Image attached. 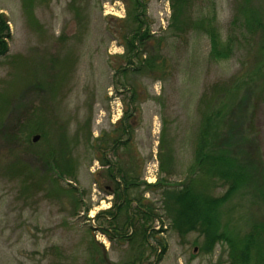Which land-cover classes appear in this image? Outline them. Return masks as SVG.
<instances>
[{
	"label": "rangeland",
	"instance_id": "obj_1",
	"mask_svg": "<svg viewBox=\"0 0 264 264\" xmlns=\"http://www.w3.org/2000/svg\"><path fill=\"white\" fill-rule=\"evenodd\" d=\"M30 1L0 0L10 35L0 57V264H230L223 244L206 253L199 233L178 235L162 189L189 179L200 103L214 87L219 96L223 86L237 89L223 99V111L232 106L223 128L230 121L245 132L252 121L264 158L258 42L244 66L240 46L230 60H213L203 32L171 28L169 0H146L141 28L150 37L136 40L138 52L129 54L126 38L137 27L132 1ZM235 2L196 0L193 16L212 17L225 36ZM132 110L128 144L114 147L124 137L118 123ZM105 159L120 167L121 187L136 184L128 190L134 200L129 216L137 219L142 204L160 216L143 247L110 230L112 242L100 230L102 223L108 227L100 213L122 205L112 194L116 184L107 179ZM148 170L157 175L151 184L159 186H147ZM210 187L215 196L225 191L215 181ZM246 192L220 210L222 225L236 236L264 222V200ZM125 220L124 214L118 226ZM159 242L167 244L161 260Z\"/></svg>",
	"mask_w": 264,
	"mask_h": 264
},
{
	"label": "trees",
	"instance_id": "obj_2",
	"mask_svg": "<svg viewBox=\"0 0 264 264\" xmlns=\"http://www.w3.org/2000/svg\"><path fill=\"white\" fill-rule=\"evenodd\" d=\"M130 1H132L133 22L137 27L135 33H132L130 38H126L128 42L124 47L129 54L135 50L138 52L136 40L146 41L150 37L149 30L141 28L144 22L142 18L147 13L146 0ZM169 1L172 9L171 28L179 34H185L188 30L203 32L210 41V56L213 60H230L235 50L240 46L246 52L242 65L244 66L252 55L253 43L258 42V56L260 57L258 68L259 73L264 75L262 71L264 64V4L255 6V0H236L234 14L229 23L227 34L224 36L212 17L203 16L198 19L193 16L196 0ZM32 9V5H30L27 12L33 14ZM8 23L6 15L0 14V57L5 56L8 52L7 39L10 36ZM258 36L259 41L257 40ZM129 62L131 61L129 60ZM145 64L147 68H153L152 64ZM131 66H127L122 71H127ZM141 68L139 67V69ZM240 79L241 77L238 76L233 80L239 82ZM212 89L209 94H205L206 97L200 103L202 120L190 177L183 185L162 189L164 208L167 214L172 217V227L181 238L191 232H197L203 237L202 249L206 253L213 252L218 244H223L227 247L230 264H264V222L252 226L245 235L236 236L228 229V226L222 225L220 216L221 208L242 191H247V195L259 196L264 200V158L255 135L254 124L251 121L247 131L242 132L240 126L229 121L228 129L225 131L223 128L225 116L227 118V115L232 112V106L223 111L225 107L223 99L227 98L230 93L237 92V89L223 86L220 96L215 95L217 90L215 87ZM222 95L223 97H221ZM219 104L220 107L215 108ZM134 115L132 110L131 114L126 116L123 124L118 123L124 137L123 140L115 139L114 147L120 143L128 144L129 139L126 140L125 137L132 132L131 123ZM102 164L106 166L107 179L116 184L112 194L116 198L122 199V205L115 212L113 208L117 205L100 213L105 216L108 223V227L102 223L100 230L112 242L114 237L110 235V230L115 231L116 236L125 243H136L139 240L140 247L149 244L150 231L153 230L150 224L159 220L160 216H152V211L142 204L144 208H137L138 217L133 220L129 214L134 200L129 197L128 190L130 186H136V184L130 183L121 187V183L117 180L122 174L120 167L108 159L102 160ZM58 173L61 175V172ZM214 181L220 183V186L225 189L220 196H215L210 192V185ZM160 184L159 182L147 186L157 187ZM124 214L126 216L124 226L119 227L118 222ZM136 225L139 227L134 230ZM126 228L132 230L131 233L121 234L123 232L121 230ZM160 232L163 230L157 231V233ZM158 245L162 249L159 256V260H161L167 251V244L159 242Z\"/></svg>",
	"mask_w": 264,
	"mask_h": 264
},
{
	"label": "built area",
	"instance_id": "obj_3",
	"mask_svg": "<svg viewBox=\"0 0 264 264\" xmlns=\"http://www.w3.org/2000/svg\"><path fill=\"white\" fill-rule=\"evenodd\" d=\"M153 173V171H149L148 170V175H147V181L148 182H154L155 180H156V175L155 174H152Z\"/></svg>",
	"mask_w": 264,
	"mask_h": 264
},
{
	"label": "water",
	"instance_id": "obj_4",
	"mask_svg": "<svg viewBox=\"0 0 264 264\" xmlns=\"http://www.w3.org/2000/svg\"><path fill=\"white\" fill-rule=\"evenodd\" d=\"M38 139H39V137H38V136H37V137H35V138H34V142H36Z\"/></svg>",
	"mask_w": 264,
	"mask_h": 264
}]
</instances>
